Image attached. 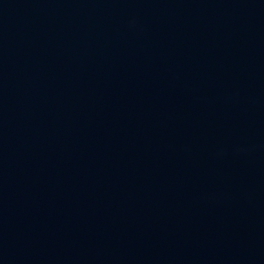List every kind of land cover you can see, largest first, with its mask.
<instances>
[{
    "label": "water",
    "instance_id": "1",
    "mask_svg": "<svg viewBox=\"0 0 264 264\" xmlns=\"http://www.w3.org/2000/svg\"><path fill=\"white\" fill-rule=\"evenodd\" d=\"M0 264H264V0H0Z\"/></svg>",
    "mask_w": 264,
    "mask_h": 264
}]
</instances>
